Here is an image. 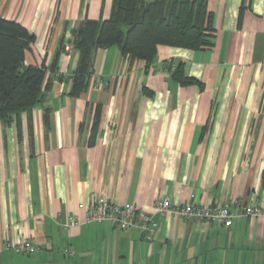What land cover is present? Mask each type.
Masks as SVG:
<instances>
[{"label":"crops","instance_id":"0c3cea01","mask_svg":"<svg viewBox=\"0 0 264 264\" xmlns=\"http://www.w3.org/2000/svg\"><path fill=\"white\" fill-rule=\"evenodd\" d=\"M112 3H0L1 16L36 35L27 64L49 66L65 44L61 79L32 110V127L26 112L20 125L0 120V264H264V214L229 227L155 214L152 236L107 221L64 228L99 195L150 211L164 197L232 209L239 199L264 210V0H208L214 45H160L150 66L115 46L98 49L89 88L71 96L79 62L72 30L108 18ZM171 62L184 63L199 84L172 79L164 69ZM23 240L40 249L7 247Z\"/></svg>","mask_w":264,"mask_h":264},{"label":"trees","instance_id":"16d2710c","mask_svg":"<svg viewBox=\"0 0 264 264\" xmlns=\"http://www.w3.org/2000/svg\"><path fill=\"white\" fill-rule=\"evenodd\" d=\"M215 33L208 0H113L108 18H87L72 30L79 62L69 94L77 97L89 88L98 49L115 46L124 58L142 60L150 66L160 45L203 50L214 45ZM34 41L36 35L26 25L0 15V120L5 124L16 121L20 125L21 114L26 112L32 127V110L43 102L53 78L61 79L57 71L65 49L63 39L49 66L26 63ZM184 66L182 62H171L164 69L181 85L199 84V80L186 75ZM49 113L47 109L46 125Z\"/></svg>","mask_w":264,"mask_h":264},{"label":"built area","instance_id":"2783aa9c","mask_svg":"<svg viewBox=\"0 0 264 264\" xmlns=\"http://www.w3.org/2000/svg\"><path fill=\"white\" fill-rule=\"evenodd\" d=\"M235 209L230 204L195 203L174 204L169 198L164 197L154 202L151 210L143 206L131 203H119L106 195H99L89 205L79 204V208L83 210L84 218L81 219L76 215H69L64 228H70L75 223H86L94 221H107L112 226L123 229H135L146 236H152L157 228L158 222L154 219V215L158 214L162 217L168 215H180L187 219L197 221L216 222L219 225L229 227L236 218L258 217L264 214V210L258 205H246L239 199L232 202ZM7 247L20 253H35L39 246L31 240H23L18 243L7 244ZM67 253L70 250L66 249Z\"/></svg>","mask_w":264,"mask_h":264}]
</instances>
